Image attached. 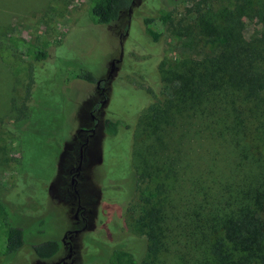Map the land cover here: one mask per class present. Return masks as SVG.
Segmentation results:
<instances>
[{
    "label": "rangeland",
    "instance_id": "1",
    "mask_svg": "<svg viewBox=\"0 0 264 264\" xmlns=\"http://www.w3.org/2000/svg\"><path fill=\"white\" fill-rule=\"evenodd\" d=\"M89 8L90 0H0V33L50 53L36 62L0 45V199L28 243L0 264H108L114 249L133 253L140 264H183L190 254H180L179 262L174 246L152 252L141 222L161 198L157 187L164 180L144 178L147 148L159 153L163 143L169 146L158 157L176 162L182 173V181L175 174L166 179L175 202L171 213L179 214L194 201L190 180L214 160H223L221 169L236 161L264 176V96L234 101L247 130L234 149L228 141L223 147L208 142L203 119L169 118L150 136L140 118L174 99L175 79L223 43H263L264 0H212L199 10L187 0H134L107 26L96 24ZM164 9L172 11V23L154 41L144 21ZM83 72L97 83L75 78ZM27 105L30 123L21 120L14 133L19 109ZM107 120L122 123L116 135L105 132ZM112 203L119 214L108 212ZM47 241L59 242L61 251L41 259L32 245Z\"/></svg>",
    "mask_w": 264,
    "mask_h": 264
},
{
    "label": "trees",
    "instance_id": "2",
    "mask_svg": "<svg viewBox=\"0 0 264 264\" xmlns=\"http://www.w3.org/2000/svg\"><path fill=\"white\" fill-rule=\"evenodd\" d=\"M187 1L199 10L212 0ZM133 2L90 0L89 10L96 24L107 26L119 20ZM238 7L244 9L242 4ZM144 22L147 34L158 41L163 30L172 23V11L161 10L159 17L146 18ZM232 30H235V24ZM0 45L10 46L36 62L50 58L47 48L22 36L0 33ZM75 78L97 83L90 72L78 73ZM175 82L176 97L164 104L153 105L140 118V123L147 125L149 135L155 136L161 130L159 127L167 123L169 118L203 119L205 125H201L200 130L208 142L223 147V142L228 141L234 149L235 145L240 146L247 132L245 120L241 118L234 101L253 102L264 96V42L230 40L223 43L217 54L192 66ZM30 90L28 94L31 97ZM23 108L19 109L14 133L19 129L16 125L21 120L27 121L25 125L30 123V107L27 105ZM121 125V122L107 120L104 123L105 132L116 135ZM178 125L175 128L177 130L180 129ZM162 146L159 153L147 148L142 168L146 172L144 178L164 179L157 187L161 194L157 205L149 206L141 217V222L148 230L150 250L156 253L170 252L174 246V254L179 255L178 258L180 254L185 257L190 254V260H184L183 264H264L263 174L251 171L236 161L227 164V169H221L219 163H223V160H214L207 173L190 180L191 189H187V192L194 201L191 198L186 203L188 206L179 210V214L171 213L175 210V202L171 200L166 179L169 174H175L178 176L176 182L182 181V173L176 170V162L170 166L160 161L159 154H166L169 150L167 142ZM179 200L182 201L181 198ZM147 201L150 204L151 200ZM112 204L108 212L119 214V204ZM172 227L174 233L178 231L175 236L168 233ZM27 245L25 231L13 222L8 205L0 199V258L13 257ZM32 247L39 258L51 259L60 253L62 246L59 242L47 241ZM108 264L140 262L129 251L114 249Z\"/></svg>",
    "mask_w": 264,
    "mask_h": 264
},
{
    "label": "flooded vegetation",
    "instance_id": "3",
    "mask_svg": "<svg viewBox=\"0 0 264 264\" xmlns=\"http://www.w3.org/2000/svg\"><path fill=\"white\" fill-rule=\"evenodd\" d=\"M83 147L81 148V153H80V155H81V162H82V158H83ZM80 169V168H79ZM79 169H78V171H79ZM76 176H80V172H78L77 174H76ZM73 182H74V184H76L77 182H76V178H74L73 177ZM80 209H81V207L79 208V210H78V212L80 211ZM77 217V216H76Z\"/></svg>",
    "mask_w": 264,
    "mask_h": 264
}]
</instances>
